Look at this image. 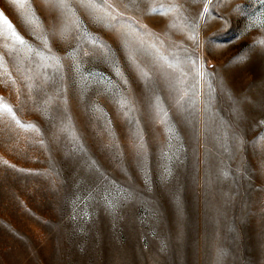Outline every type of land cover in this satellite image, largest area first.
Instances as JSON below:
<instances>
[{
    "label": "rangeland",
    "instance_id": "1",
    "mask_svg": "<svg viewBox=\"0 0 264 264\" xmlns=\"http://www.w3.org/2000/svg\"><path fill=\"white\" fill-rule=\"evenodd\" d=\"M21 2L38 26L0 0L30 46L0 19V107L34 127L0 111V264H264V0H213L202 20L203 0H95L117 17L102 22L68 0L81 23L63 36L60 9ZM185 17L199 47L169 26ZM189 54L207 74L194 114L176 105Z\"/></svg>",
    "mask_w": 264,
    "mask_h": 264
},
{
    "label": "snow or ice",
    "instance_id": "2",
    "mask_svg": "<svg viewBox=\"0 0 264 264\" xmlns=\"http://www.w3.org/2000/svg\"><path fill=\"white\" fill-rule=\"evenodd\" d=\"M15 2L17 3V6L19 8L25 9V11L22 13V16H23L25 22L29 25L38 26L37 25L38 18L32 12L31 6L28 5L27 8H25V4L22 3L21 0H15ZM192 2L198 3V2H200V0H192ZM218 2H219V0H218ZM45 3L51 4L53 7L60 9L62 12L65 23H64L63 29L61 30V33H60L61 36H63L67 32L69 21L73 25H75L77 28L80 26L81 22L79 21L78 18L75 17V12L71 8L70 4L68 3V0H45ZM79 3L81 5V7L90 10L92 13H95L100 8H105L106 11H105L104 17L94 15V19L97 21L102 22L105 18H110L111 20H115L117 18L115 15H112V12L107 11V9H113L112 4L105 3V4H99L98 5L95 2V0H79ZM212 4H213V0H203V10L199 14V19L202 20L206 16L211 15L210 6ZM180 9H182V5L174 4L168 10H164L163 7H161V9H159V10L153 8L152 11L153 12L159 11L161 15H164V14H166V11H179ZM0 19H2V23L6 27L8 38H10L16 44H19V45H22L25 47H30L27 44V42L24 40V38L22 36H20V34L15 30L14 26L10 23V21H8L7 18H3L2 13H0ZM262 23H264V22H262ZM106 26H111V25L109 24ZM169 26L172 28H179L181 31L186 30L188 33H190L188 38L193 40L197 44V47L200 46V42H199L197 35H196V31H197V28L199 27V25L195 21L189 22L188 19L185 17L181 24L178 25L175 21H173L170 23ZM85 35H88V34L85 33ZM45 42H46V38H45ZM91 43H92L94 49L98 50L101 54H103V57L105 60L110 59V50H106L107 49L106 45L98 44L95 41V39H93L91 41ZM256 43L258 45H260L262 48H264V39L258 40ZM125 46L127 47V43L125 44ZM88 54L89 53L87 51L84 52V55H88ZM129 59L132 62L133 66L137 69V71L140 72L142 77H144L146 79L150 78L149 72L146 71L144 68H142L137 63L136 58L131 51L129 52ZM234 59L236 61L242 62L245 59V57L238 56ZM186 62L188 65L187 71H184L183 69H181L179 76L176 77V80L178 83H183L184 79L195 68L196 71L193 74V80L195 82L190 85L191 95L189 94V91H187V90L176 89L180 93L178 96V99L176 100V105L182 112H187V111H189V108H191L192 113H190V114H194L196 111L194 97H198L201 95V92L199 91V85H200L201 81L205 80V76L207 74L204 71V67H205L204 63L202 60H200L199 57H197L196 59H193L192 55L189 54L186 57ZM177 63H179V61H177ZM167 67L168 68H174L173 62L168 61ZM116 71L119 74L118 66L116 68ZM125 83H127L126 80H125ZM208 87L210 90V92H209V95H210L211 91H214V89L211 88V84H209ZM120 103H121V107H125L127 104V101L125 98H122ZM153 109L155 111L156 116L160 118V123H166L168 113L163 108V106L160 102V98L158 96L156 97L155 103L153 104ZM0 111H3V112L10 114L12 116V119L15 120L16 124L19 125L20 127H34L31 125L26 126V125L21 124V122L18 119H16V116H15V113L13 112V109L6 104L3 105L2 107H0ZM169 131L171 132V128L169 129ZM138 149L140 150V152L142 154V150H143V143L142 142L138 145Z\"/></svg>",
    "mask_w": 264,
    "mask_h": 264
}]
</instances>
